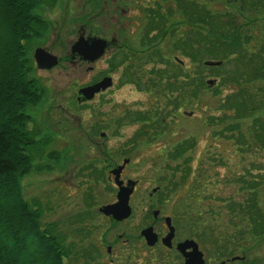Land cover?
<instances>
[{
	"label": "rangeland",
	"instance_id": "374dc122",
	"mask_svg": "<svg viewBox=\"0 0 264 264\" xmlns=\"http://www.w3.org/2000/svg\"><path fill=\"white\" fill-rule=\"evenodd\" d=\"M193 1L212 13L232 14L241 27L251 25L252 31L254 27L257 36L264 32V11L242 10L236 0ZM184 2L189 0H49L36 9L49 29L44 37L34 38L28 54L34 67L28 74L40 80L45 91L23 113L29 118L28 129L39 130L37 139L45 140L48 148L22 176L21 191L27 201H39L43 225H54L75 251L91 249L101 237L114 240L123 235L134 242L139 228L148 223V214L155 211L179 214L180 225L191 227L203 246L208 244L202 241L205 236L213 240L211 231L227 228V214H218L224 210L220 197L237 194L239 187L228 180H238L245 169L253 168V149L239 143V131L247 132L253 118L221 122L218 117L222 114L219 102L235 87H220L219 78L209 75V80H215L210 84L214 89L203 92L197 103L189 98L181 111L173 104L162 107V114L151 111L157 102L166 101L171 90L164 87L166 78L160 81L163 85L154 86L156 80L151 78L155 74L150 69L164 68L168 71L165 77L174 75L171 70L178 57L186 71H194L190 58L181 55L176 46L184 28L179 23L184 20L179 10ZM81 36L101 37L112 44L103 56L90 62L72 52ZM38 47L58 56V65L40 68L34 57ZM109 72L114 80L110 89L87 102L77 100L80 87ZM141 77L144 85L137 83ZM146 83L155 93L146 91ZM149 111L151 123L147 125L129 117L131 112ZM233 123L242 127L236 129L230 125ZM187 141L194 146L176 158L177 146ZM125 159L129 164L124 183L127 179L140 181L130 199L133 215L126 223L115 224L100 208L117 202L119 187L112 169ZM157 186L161 189L153 194ZM22 236L32 238L26 233ZM207 246L210 264L223 260L246 264L264 256L263 237L257 242L253 238L241 241L240 250L220 257ZM30 252L37 260L50 262L37 250ZM65 262L89 264V259Z\"/></svg>",
	"mask_w": 264,
	"mask_h": 264
},
{
	"label": "trees",
	"instance_id": "16d2710c",
	"mask_svg": "<svg viewBox=\"0 0 264 264\" xmlns=\"http://www.w3.org/2000/svg\"><path fill=\"white\" fill-rule=\"evenodd\" d=\"M236 1L241 2L242 10L264 11V0ZM48 2L0 0V264H46L35 259L30 250H37L44 260L49 259L48 264H67L65 260L91 257V249L75 251L74 245L64 243L54 225L45 227L39 201H27L21 191L22 176L48 148L45 140L37 139L39 130L28 129L29 118L23 113L38 102L45 91L43 83L28 74L34 67L28 54L33 49L34 38L44 37L48 32V22L36 14L37 7ZM179 10L184 17L179 23L184 28L176 46L181 55L190 58L194 71H186L178 57L171 70L174 75L169 73L165 77L168 71L164 68L150 69L155 74L151 78L156 80L154 86L166 78L164 87L168 85L171 90V94L165 96L166 101L157 102L151 111L162 114V107L167 104L181 111L189 98L197 103L203 92L214 89L208 83L211 75L219 78L220 87H235L219 102L218 110L222 114L217 120L253 118L247 132L239 131V143L253 149V168L245 169L238 180H228L240 188L237 194L220 197L224 210H219L218 214H227V228L211 231L213 240L206 238L208 231L202 235L205 236L202 241L220 257L240 250L241 241L253 238L257 242L264 238V32L257 36L254 27L253 31L251 25L241 27L232 14L212 13L198 2H184ZM206 61L221 64L207 65ZM137 83L145 84L142 77ZM146 84V91L155 93L150 84ZM173 99L175 103L170 102ZM151 115L150 111L131 112L129 117L147 125L151 123ZM230 125H235L236 129L242 127L237 123ZM193 146L194 143L188 141L180 143L175 157L179 158ZM218 232L221 234L216 236ZM25 233L32 236L31 240L22 236ZM258 262L264 264V256L246 264Z\"/></svg>",
	"mask_w": 264,
	"mask_h": 264
},
{
	"label": "flooded vegetation",
	"instance_id": "af4514ba",
	"mask_svg": "<svg viewBox=\"0 0 264 264\" xmlns=\"http://www.w3.org/2000/svg\"><path fill=\"white\" fill-rule=\"evenodd\" d=\"M189 2L192 3V0H189ZM106 40L108 42V49L112 43L109 42L108 39ZM119 53L120 51L114 53L111 59L117 57ZM105 77H110L112 79V85L107 88L110 89L114 85L111 72L99 77L96 80H93L90 84H86L82 87L95 84ZM82 87H80L77 91V100L81 103H84L87 102L88 99H85V97L79 93V90ZM105 90L99 91L95 94V96ZM95 96L93 98H95ZM123 163L124 162H122V164ZM128 164L129 162L125 164L121 173L120 178L123 181V184H126L124 183V171ZM130 180L135 182L134 191L132 193L133 195L140 180L139 178L127 179L128 182ZM155 189L156 190L153 192V194L160 191L161 186H157ZM103 215L106 218L110 217L115 222V224H122L130 220L133 214H130L129 217L123 220H117L112 215ZM148 215V223H146L144 227L139 228V234L134 236V242L131 241V237L125 238L123 235H119L114 240H107L101 237L98 239L99 242H93L91 245V257L89 259V264H186L187 260L194 252V242H196L197 249L202 254L203 264H210L207 253L208 244L205 243L207 244L205 245L206 247L203 246L204 243H201V241L198 239L199 236H194L193 229L191 227L184 228L180 225L178 219L179 214L153 213ZM146 229H151V233L154 236L153 243H149L144 233ZM223 262L227 264V261L225 260L216 264H221Z\"/></svg>",
	"mask_w": 264,
	"mask_h": 264
},
{
	"label": "water",
	"instance_id": "95a60500",
	"mask_svg": "<svg viewBox=\"0 0 264 264\" xmlns=\"http://www.w3.org/2000/svg\"><path fill=\"white\" fill-rule=\"evenodd\" d=\"M108 47V42L106 39L101 37L91 36L85 38L84 36L79 37V39L72 46V52L74 54L80 55L84 60L94 62L105 53ZM37 65L40 68L51 69L54 66L58 65L59 58L58 56L51 54L47 50L42 47H38L35 49L34 54ZM207 65H220L221 62L218 61H206ZM215 80H208L209 84H214ZM112 85V79L110 77H105L101 81L82 87L79 90V93L82 94L85 99H92L96 93L101 90H105ZM128 159L124 160L122 165L117 166L112 169V173L115 175V182L119 187V191L117 193V202L112 204L104 205L100 208V211L106 215H112L117 220H123L132 212V208L130 205V197L134 191L135 182L130 180L127 185L123 184V181L120 179L121 173L126 163H128ZM156 189H154L155 191ZM159 211H155L154 214H158ZM145 235L149 241V243H153L154 236L151 233V229L145 230ZM240 258L235 257L233 259ZM186 264H203V257L201 252L197 249V244L194 242V252L192 256L187 260ZM225 264V262L221 263Z\"/></svg>",
	"mask_w": 264,
	"mask_h": 264
}]
</instances>
